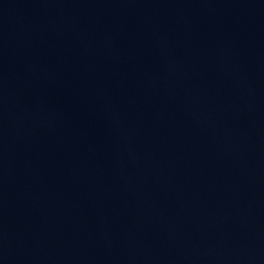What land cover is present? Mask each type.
<instances>
[{
	"label": "water",
	"instance_id": "water-1",
	"mask_svg": "<svg viewBox=\"0 0 264 264\" xmlns=\"http://www.w3.org/2000/svg\"><path fill=\"white\" fill-rule=\"evenodd\" d=\"M0 264H264V0H0Z\"/></svg>",
	"mask_w": 264,
	"mask_h": 264
}]
</instances>
